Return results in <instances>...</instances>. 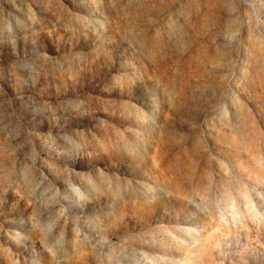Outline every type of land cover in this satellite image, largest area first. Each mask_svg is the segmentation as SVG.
Returning <instances> with one entry per match:
<instances>
[{"label":"rangeland","instance_id":"rangeland-1","mask_svg":"<svg viewBox=\"0 0 264 264\" xmlns=\"http://www.w3.org/2000/svg\"><path fill=\"white\" fill-rule=\"evenodd\" d=\"M0 264H264V0H0Z\"/></svg>","mask_w":264,"mask_h":264}]
</instances>
